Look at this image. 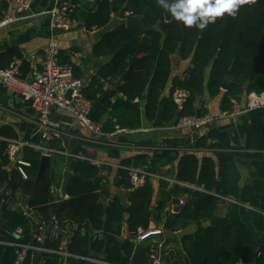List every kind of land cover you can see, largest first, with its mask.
<instances>
[{"label": "trees", "instance_id": "1", "mask_svg": "<svg viewBox=\"0 0 264 264\" xmlns=\"http://www.w3.org/2000/svg\"><path fill=\"white\" fill-rule=\"evenodd\" d=\"M91 5L84 19L86 31L105 27L113 13H119L122 18L127 17L126 13L142 16L143 24L148 28L140 34L123 23L106 32L93 46V55L98 59L113 55L108 63L99 65L82 91L92 103L90 118L93 123L101 124L103 134L138 129L142 105L146 119L149 122L155 120L159 99L170 79V56L176 52L182 60L189 58L191 66L182 79L175 78L171 82L170 93L175 88H184L190 97L179 113L169 98L163 108L165 122L173 120L176 123L180 117L207 114L201 100L204 89L211 98L222 93L219 110L223 113L231 112L232 99L241 100L250 93L260 95L264 92V0H246L234 17L225 14L202 30L195 26L189 28L180 21V43L173 16L157 0H93ZM2 9H6L4 2L1 3L0 18ZM71 53L61 51L60 63L70 66L74 77L80 79L70 62ZM18 60H21V77L26 78L31 69L17 48L0 53V69ZM121 77L123 80L117 86ZM240 125L245 136L242 154L232 151L226 132L215 129L194 143L192 149L195 151L215 150L217 164L211 157L199 160L191 153L169 149L154 150L151 157L138 155L122 161L113 185L128 193L127 206L119 197L111 195L106 177L101 174L103 169L86 159L73 158L68 164L64 150L57 142L49 145L55 153L51 154L49 167L32 191L42 153L22 148L21 159L28 164L22 168L26 179L14 167L6 170L11 164L5 155L6 142L2 139H16L17 136L13 129L2 126L0 185L7 188L0 192V219L4 222L0 241L39 245L27 219L5 204V199L20 190L28 205L40 213L46 224L54 221L59 228L77 227L63 249L71 255L64 264H92L90 259L106 264H129L135 249L133 241L149 228L152 220L170 233L184 230L196 222L212 220L215 223V226L183 236L182 248L190 264H233L239 260L264 264V198L258 197H264V106L246 113ZM81 153L85 155L84 150ZM237 159L250 167L251 180L242 188ZM150 160L154 161L158 175L159 196L155 207ZM162 167L169 168L161 171ZM102 168L107 170L105 166ZM130 169L147 174L143 186L130 189ZM65 170L71 172V178L66 198L62 199L57 190L62 185ZM7 190L10 195L5 194ZM183 196L187 199L179 211L165 210L171 205L179 206ZM221 198L232 200L225 202L224 217L216 216V205L222 202ZM17 228L23 230L19 239L13 236ZM123 230L125 239L121 238ZM61 243V235L57 238L46 235L42 247L58 252L62 251ZM15 252V247L0 245V264H13ZM32 258L38 260L37 264L40 261V264L63 263L58 254L31 251L25 264H32ZM161 258L166 264H184L178 257Z\"/></svg>", "mask_w": 264, "mask_h": 264}, {"label": "crops", "instance_id": "2", "mask_svg": "<svg viewBox=\"0 0 264 264\" xmlns=\"http://www.w3.org/2000/svg\"><path fill=\"white\" fill-rule=\"evenodd\" d=\"M2 2H4L6 9H2L3 16L0 18V22L5 16L14 15L13 0H0V7ZM55 2L56 0H32L30 9L23 15L18 16L15 21L9 24H0V53H3L10 48H17L21 52L23 60L28 63L30 69L32 70L34 68H40L44 59V52L47 44L51 40H55L59 46L60 52H72L69 54L70 62L76 68V73L80 76V80H82L86 86V83L96 72L99 65L103 64L101 62V58L98 59L94 57L92 52L93 46L99 42L106 32L113 30L123 23L125 24L126 18H122L119 13H113L111 14L109 22L105 27L101 29H94L92 31H86L83 25L87 13V10L85 9L87 0H74L77 9L75 14L77 26L67 32L58 30L52 31L50 28L49 12L54 7ZM91 4L89 9L92 7ZM125 16L128 17L132 15H128V13H126ZM144 27L146 30L148 29L145 25ZM155 28L157 29L158 27L156 26ZM17 62L20 66L21 60H18ZM170 63V79L159 99L155 120L149 122L146 119L144 106L142 105L140 127L136 130H117L111 134H95L62 110L53 109L50 113L52 119L61 123L64 134L61 139L52 142H57L58 146L64 150L63 154L67 157L68 164L70 160L73 159L72 157L74 153L79 151L77 154H80L83 159H86L92 164L103 169L101 174L102 176L106 177L107 186L111 195L119 197L125 206H127L128 202V193L122 189L120 190L114 187L113 185V181L116 177H118V170L121 168V163L124 160H132L138 155H147L151 157L154 150L169 149L176 150L179 153H191L199 160H201L203 157H211L217 164L215 150L212 148H205L196 151L192 149L194 143L199 138L205 136L211 129L226 132L229 135L232 151L237 152L238 154H242L244 151L245 136L241 130L240 123L241 118L246 115V113L242 116L224 117L202 128L175 129L172 127L174 125L173 120L169 122L164 121L163 108L169 98L171 99V82L175 78L182 79L186 73V70L191 66L190 59L188 58L186 60H182L177 52L170 56ZM208 74L209 71L207 70L204 78L205 83L207 82ZM223 91L224 89H222L221 92ZM221 97L222 93L215 98H211L209 97L207 90L204 89L201 100L203 101V105L207 110V113L213 116L223 113L219 110ZM244 98L245 96L242 97V99ZM35 117V112L31 109L29 103L26 102L18 92L5 88L0 83V127L8 126L13 129L17 137L16 139L10 140H16L22 143V148L27 147L38 151L39 148H48L52 142L47 143L40 140L37 126L35 124ZM2 140L5 141L6 139ZM83 150L86 156L81 153ZM20 156L22 158V149ZM236 164L240 174L239 183L240 187L242 188L251 180L250 167H248L247 163L238 159ZM103 166L107 167V170L102 168ZM174 166H176V163ZM12 167L13 165L7 167L6 170L9 168L11 169ZM168 168L169 167H162L161 171H165ZM65 171L70 172L69 170ZM150 175L152 176L151 173ZM157 176L158 175L156 173V180H153L154 207L157 204L159 196ZM179 185L186 188L196 189L194 186L184 183H179ZM0 186L7 188L6 185ZM57 191L62 199L66 198V196L62 197L61 195V187ZM14 193L12 196L5 199V204H7L8 208L10 209H13V204L17 199V197L15 198ZM258 197L264 198L261 196ZM186 199L187 197L183 196L181 201L185 203ZM221 200L222 202L216 205V216L224 217L226 214V203H230L232 200L228 201L224 198H221ZM180 207H182L180 204L179 206L171 205L165 210H170V212L173 213L179 211ZM208 226H215V223L212 220L196 222L192 223L184 230L170 233L165 231L160 223H156L154 220H152L149 223L148 229L159 231L157 232V235L147 241L136 242L134 240L133 242L135 247L137 245H149V249L146 253L143 264H152L151 255L153 249L159 250L160 264H166L162 261V256H166L168 258H171V256L178 257L181 258L184 264H190L189 258L183 252L181 243L182 238L185 235H192L199 229H203ZM1 229H4V222L0 219V230ZM121 238H126L125 230H123V235ZM65 246L61 245V248H65ZM223 255L225 256L224 251ZM32 259V264L38 263V260H34V258ZM62 262V264L65 263L64 260ZM233 264H237V262Z\"/></svg>", "mask_w": 264, "mask_h": 264}, {"label": "built area", "instance_id": "3", "mask_svg": "<svg viewBox=\"0 0 264 264\" xmlns=\"http://www.w3.org/2000/svg\"><path fill=\"white\" fill-rule=\"evenodd\" d=\"M13 2L14 15L5 16L0 22L1 25L15 21L18 16L28 11L32 4V0H13ZM172 2H174V0H172ZM75 9L76 4L74 0H56L54 7L49 12L51 30L67 32L74 29L77 26V20L74 16ZM59 57V46L55 40H51L46 46L44 59L40 68L32 69L26 78H22L19 63L13 62L7 68L0 69V83L5 88L18 92L23 99L29 103L31 109L35 112V124L41 141L50 143L61 139L64 135L61 123L52 119L50 116L53 109L66 112L88 130L95 134H102L101 125L93 123L90 118L92 103L87 100L82 93L85 83L75 78L72 68L67 65H62ZM189 97L190 93L187 89L175 88L172 91L171 101L176 112L179 113L184 109ZM231 104L232 110L230 114L219 113L217 116H213L207 113L203 116L190 115L180 117L172 127L175 129L202 128L224 117L242 116L253 109L264 106V92L260 95L250 93L241 100L232 99ZM5 142V155L8 161L18 170L19 174L26 179L25 172L22 168L23 166H28V164L23 162L20 156L23 144L10 139H6ZM39 150L42 152V155L49 157L52 153H55L54 149L51 148H39ZM72 158L83 159L80 154ZM146 176L147 174L141 171L130 169L128 172L130 189L134 190L141 187L145 183ZM2 190L5 189L0 186V192ZM5 194L10 195V191H6ZM14 196L15 198L17 197V199L13 204V209L20 212L27 219L29 228L34 232L33 238L39 245L0 241V245L16 248V258L13 264H25L28 254L31 251L44 255L58 254L64 261L70 257L71 255L63 251L64 248H61L62 251L56 252L45 249L42 247V244L46 239V235H50L51 238H57L61 235L62 245L65 246L77 227L75 225H69L65 228H59L54 221H52L51 224H46L42 221L40 213L28 205L26 197L23 196L20 191H16ZM179 204L183 206L184 202L180 201ZM157 232L159 231L152 229L142 231L135 241L143 242L150 240L157 235ZM96 233L97 232H94V234ZM22 235L23 230L21 228H17L13 231V236L17 239L21 238ZM159 259V250L153 249L151 255L152 264H160ZM89 261L92 264H106L103 261L95 259H90ZM237 264L253 263L240 260Z\"/></svg>", "mask_w": 264, "mask_h": 264}, {"label": "clouds", "instance_id": "4", "mask_svg": "<svg viewBox=\"0 0 264 264\" xmlns=\"http://www.w3.org/2000/svg\"><path fill=\"white\" fill-rule=\"evenodd\" d=\"M176 20L191 28L205 29L225 14L234 17L246 0H157Z\"/></svg>", "mask_w": 264, "mask_h": 264}, {"label": "water", "instance_id": "5", "mask_svg": "<svg viewBox=\"0 0 264 264\" xmlns=\"http://www.w3.org/2000/svg\"><path fill=\"white\" fill-rule=\"evenodd\" d=\"M93 0H87V3L85 5V9L88 10L90 7V4ZM172 22L174 23L176 30H177V41L180 43L182 41V31H181V27H180V21L176 20L174 17L172 18ZM125 26L126 27H132L135 28L139 31L140 34H142L143 32L146 31L143 22H142V17L141 16H128L125 19ZM113 55L111 56H107V57H103L101 58V62L103 64L108 63L111 59H112ZM123 80V77H121L119 80H117L116 85L119 86L121 84ZM248 85V82L245 83L244 87L246 88ZM222 89H224V86L222 87ZM49 161H50V157L46 156V155H42L41 159H40V165H39V170L36 176V179L34 181V185H33V190L34 191L38 185V183L40 182L43 173L45 171L46 168L49 167ZM151 163V174H152V180H156V170H155V166H154V161L150 160ZM71 178V172H67L65 171L63 174V180H62V186H61V195L62 197L66 196V188L69 182V179ZM178 209V208H177ZM126 211V210H125ZM149 249V245H137L134 249V252L131 256L130 262L129 264H143L145 257H146V253Z\"/></svg>", "mask_w": 264, "mask_h": 264}]
</instances>
